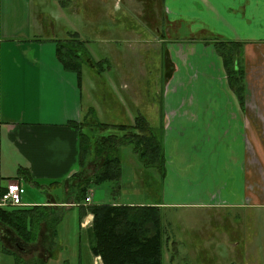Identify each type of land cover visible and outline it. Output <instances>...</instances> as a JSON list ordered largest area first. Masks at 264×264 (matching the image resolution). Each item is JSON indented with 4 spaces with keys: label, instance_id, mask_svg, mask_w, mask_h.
<instances>
[{
    "label": "crops",
    "instance_id": "1",
    "mask_svg": "<svg viewBox=\"0 0 264 264\" xmlns=\"http://www.w3.org/2000/svg\"><path fill=\"white\" fill-rule=\"evenodd\" d=\"M35 1L0 0V196L12 181H20L25 205L16 208L37 207L32 216L39 220L33 224L31 242L0 223L5 252L0 253V264H50L59 227L71 224L63 222L70 209L78 207L81 216L86 212L79 221V237L86 233L92 245L95 239L87 224L92 217L87 212L91 205H174L116 199L105 202V197L95 201L94 193L90 204L72 205L76 194L72 177L80 169V137L70 124L79 126L86 120L82 89L77 74L66 71L57 57V41L61 39H43L45 29L39 25L37 33L32 25ZM50 1L64 14L67 2ZM251 1L253 5L248 7L249 0H221L218 7L213 0H164L160 27L154 28L155 33L146 30L153 36V46H158L154 51L162 54L167 68L169 62L174 64L175 72L170 79L166 75L159 92L160 105L155 102L152 106L153 116H144L161 141L164 171L144 167L132 151L133 159L128 156V162L138 165L129 166L127 171L121 165V180L110 181L114 187L125 186L124 179L141 166L162 180L163 193H169V184L173 187L171 180L177 181V193L183 197L178 205L264 208V144L259 141L260 132L259 136L252 132L256 125V129H264V107L249 106L247 85L245 103L241 104L214 48L215 41L243 42L247 59L249 47L263 42L264 32L251 31L264 0ZM52 22L54 25L55 20ZM32 30L38 39L32 40ZM71 32L84 41L78 31H70L64 40ZM51 33L55 35V30ZM197 33H209L213 38L176 37L170 45L172 34ZM85 44L88 49L87 41ZM135 122L136 118L129 125ZM20 171L29 173L33 180H26Z\"/></svg>",
    "mask_w": 264,
    "mask_h": 264
},
{
    "label": "rangeland",
    "instance_id": "2",
    "mask_svg": "<svg viewBox=\"0 0 264 264\" xmlns=\"http://www.w3.org/2000/svg\"><path fill=\"white\" fill-rule=\"evenodd\" d=\"M63 1L67 2L64 14L56 2L36 0L31 10V22L39 33L37 26L45 27L55 20L54 25L52 24L55 35L51 33L50 28H45L41 35L43 39L57 36L58 39L64 40L68 38L70 31H78L84 41H87L88 49L93 53L96 62L102 61L99 66H91L90 61L82 59L81 89L86 120H82L80 131H84L90 141H94L96 137H105L115 131L110 129L100 132L94 127L97 122L108 124L111 128L118 124L129 125L139 114L152 117V106L155 102L160 105L159 92L166 82V75L170 79L174 74L175 66L174 64L171 66L172 63L169 62L167 68L162 54L154 51L158 50V46H153L155 41L150 32L155 33L156 30L147 33V28L140 19V15L145 13L144 2H140L141 0ZM213 3L218 7L222 4L221 0H213ZM247 4L248 7L253 5L251 0ZM260 4L256 12L259 17L253 23L254 30L251 32H264V9L261 8L264 2ZM211 22L206 21V24ZM216 33L227 35L225 31ZM171 37L170 45L176 37H191L197 40L213 38L209 33L172 34ZM31 38L38 39L37 35L33 34V30ZM248 54L247 59L245 56L248 104L264 107V40L255 43L253 48L249 47ZM92 107L97 113L90 112L93 110ZM84 122H86L85 126L82 127ZM256 126L252 132L255 134L259 131L260 136L257 132L259 141L264 144V129L258 130ZM77 131L79 132L78 129ZM159 142L161 144L160 140ZM94 155V153L89 155L86 167L74 173L75 178H72L74 190L77 189L75 186L78 180L80 183L77 187L87 186L100 171L102 160L98 159L97 162ZM128 156L133 159L132 148L129 145L120 154L122 167L126 171L130 169L129 166L138 165L129 163ZM140 167L136 173L131 172V177L124 179L126 184L121 189L114 187L113 182H105L97 186L92 184L88 186V194L84 201L74 204L76 199L74 198L72 205L90 204L86 199L90 198L92 202V193L95 195V201L105 197V202H113L116 199L147 205L155 202L174 203L165 207L158 206L161 209V223L166 232V241L168 240L164 248L163 264H264V208L234 209L223 206L178 205L183 197L177 193L175 185L177 181L171 180L173 187L171 188L169 184V193H163L162 180L155 177L154 172H144ZM28 186L30 185L26 184L27 192H31L32 188ZM81 218V210L78 207L70 209L64 215L63 222L71 224L68 228L65 223L59 227L58 240L52 244L50 264H96L95 258L98 256L92 254L93 244L91 245L87 240L86 233H82L81 238L79 237ZM93 220L92 214L87 223L88 229L90 227L93 229ZM147 224L150 226V223ZM125 236L130 240L128 236L131 235ZM108 241L112 244L111 250L116 253L130 250L128 246L121 244L122 241L119 244L117 237L114 238L115 242ZM56 245L60 248L57 249ZM0 253H5L1 242Z\"/></svg>",
    "mask_w": 264,
    "mask_h": 264
},
{
    "label": "trees",
    "instance_id": "3",
    "mask_svg": "<svg viewBox=\"0 0 264 264\" xmlns=\"http://www.w3.org/2000/svg\"><path fill=\"white\" fill-rule=\"evenodd\" d=\"M141 2L145 4L143 5L145 13L140 15V19L146 28L154 30L155 26L159 27L160 21L164 18L160 10L162 6L164 7V0H141ZM69 37L68 40L57 41V57L66 71L77 74L79 84H81L82 59L90 61L91 66H99L102 61H92L86 44L79 38L78 33L71 32ZM214 48L223 60L230 88L241 104H244L246 95L245 43L215 41ZM82 124V122L79 126L74 123L70 124L79 130L80 168L86 167L87 159L92 153L95 154L94 158L97 162H99L98 159L102 161L100 171L94 175L90 183L87 186L77 187L74 204L84 201L89 185L97 186L110 181L118 183L121 180L122 161L119 155L127 145L131 146L132 151L138 155L144 167L157 168L161 173L164 171L163 147L156 136V131L143 115L136 117L134 125L122 124L109 128L110 125L97 122L94 127L100 132L110 129L115 131L105 137H96L94 141H90L87 134L80 131ZM20 174L26 180H33L26 171H20ZM74 177L75 175L72 178ZM35 208L37 207H3L0 209V223L24 241L31 242L32 232L35 230L33 224L39 221L32 216ZM87 212L94 216L92 233L95 241L92 254L101 257L103 264H163L164 248L168 240L166 241V232L162 227V214L159 207L103 204L91 205L87 208ZM84 215L86 212H83L82 216ZM147 223H150V226ZM145 224L147 225L144 226ZM125 235H131L128 236L130 240H127ZM115 237L118 243L122 241L121 244H125L130 250L118 253L112 251V244L108 240L115 242Z\"/></svg>",
    "mask_w": 264,
    "mask_h": 264
},
{
    "label": "built area",
    "instance_id": "4",
    "mask_svg": "<svg viewBox=\"0 0 264 264\" xmlns=\"http://www.w3.org/2000/svg\"><path fill=\"white\" fill-rule=\"evenodd\" d=\"M20 181H12L7 190L0 196V208L1 207H20L24 206L23 198L21 194ZM87 203H91V199H86ZM96 264H103L101 257L95 258Z\"/></svg>",
    "mask_w": 264,
    "mask_h": 264
},
{
    "label": "flooded vegetation",
    "instance_id": "5",
    "mask_svg": "<svg viewBox=\"0 0 264 264\" xmlns=\"http://www.w3.org/2000/svg\"><path fill=\"white\" fill-rule=\"evenodd\" d=\"M44 29L45 28H50V31L52 32V23L51 22H49L48 24H47V26H42Z\"/></svg>",
    "mask_w": 264,
    "mask_h": 264
}]
</instances>
